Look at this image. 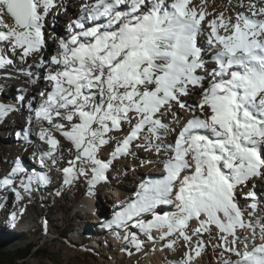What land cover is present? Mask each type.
Masks as SVG:
<instances>
[{"label":"snow or ice","instance_id":"obj_1","mask_svg":"<svg viewBox=\"0 0 264 264\" xmlns=\"http://www.w3.org/2000/svg\"><path fill=\"white\" fill-rule=\"evenodd\" d=\"M70 11L0 0V74L44 82L0 101V122L24 111L16 135L43 169L17 156L0 174L19 204L12 226L41 187L91 196L131 157L159 172L103 225L120 252L264 264V0H79L54 35Z\"/></svg>","mask_w":264,"mask_h":264},{"label":"rangeland","instance_id":"obj_2","mask_svg":"<svg viewBox=\"0 0 264 264\" xmlns=\"http://www.w3.org/2000/svg\"><path fill=\"white\" fill-rule=\"evenodd\" d=\"M227 0H215L218 6L225 5ZM57 20V19H56ZM10 95L5 91L0 93V101L10 103ZM17 118L14 120L16 121ZM19 132V131H18ZM17 133V132H16ZM15 134H9L7 126L0 125V174L6 172L15 157L20 156L23 162L31 170L43 171L39 165L31 159V149L25 152V142ZM34 139V138H33ZM148 155L142 150L138 153L140 158ZM135 168V171L132 169ZM153 170H156L153 167ZM141 168L136 167V161L131 157L127 160L116 162L113 171L110 173L108 183L97 186L93 195L87 194L86 186L81 184L78 188L66 190L60 197L55 196L59 181L48 187H41L27 205V211L21 221L13 227L10 223L11 213L17 211L19 204L15 201L14 195L10 192L0 191V239L6 243L5 252L11 254L23 249L29 244H36V249H46L51 256L32 255L26 260H19L11 264H143L151 251L128 257L120 252V242L115 246L109 234L112 230L103 229L97 232V224H91L92 218L98 211L105 214L102 218L112 219L113 210L108 206L112 198L117 205L130 197L138 189L140 180L138 176ZM150 171V170H149ZM129 186L130 189L125 187ZM136 187V188H135ZM126 190V191H125ZM115 195V196H114ZM84 198H91L99 207L92 209L93 214L84 212L79 207ZM116 205V207H117ZM115 207V208H116ZM100 208V210H99ZM96 211V212H95ZM107 218V219H106ZM45 221L47 222V233H45ZM102 222V221H101ZM103 225L105 222H102ZM25 226L24 231L20 227ZM67 231L66 237L61 232ZM135 231V230H133ZM96 244L95 249L90 248ZM1 258L3 256L0 255Z\"/></svg>","mask_w":264,"mask_h":264},{"label":"bare ground","instance_id":"obj_3","mask_svg":"<svg viewBox=\"0 0 264 264\" xmlns=\"http://www.w3.org/2000/svg\"><path fill=\"white\" fill-rule=\"evenodd\" d=\"M65 3L68 4L71 11L68 14L62 13V14H60V16L58 18H55L51 21L53 27L55 28V32L53 33L54 35L59 34L65 30V28H64L65 22L68 19V16H70L73 11L77 10L79 0H65ZM49 31L51 32L52 29L49 28ZM53 46H54L53 42L49 41V48L45 49V55L46 56L49 54V51L51 50V48ZM24 80H25V78L22 76H18V77L13 78V79H7V78H4L2 74H0V93L5 91L7 94L10 95L13 92L14 95L9 98V102L15 103V98H17V97H19V95H21V90H26V93L28 95H35L39 89L44 87V82L42 80L36 84H26L24 82ZM16 118H17V120L14 121ZM24 119H25V113L23 110H21V112L10 115L5 121L0 122V125L7 126L9 134L11 133L13 135L16 132L21 130V125H23ZM153 169L154 168L142 169V171H140V174H144V176H138L140 178V180H138L137 182L140 183L142 177H145L146 175H148L150 173L151 174H157L159 172L158 168H156V170H153ZM260 187H264V185H261ZM125 188L127 190L130 189L129 186H126ZM109 200H110L109 201L110 204H108V206H110V208L112 207V210L114 209L113 213L115 211H119L120 205H117L118 203L117 204L114 203L115 201L112 198H110ZM116 205H117V207H116ZM79 207L82 208V210L84 212H87L88 214L89 213L92 214V213H94V212H92V209L96 210L97 207H99V204L95 203L91 198H84L81 201ZM95 207H96V209H95ZM99 210H100V208H99ZM97 213L103 215V214H105V210L103 209V212L98 211ZM97 217H98V214L94 215L92 218H95V219L91 220L90 223L91 224H97L98 229L96 231L97 232L99 231L101 233V230L104 228L102 222L105 220V218H102V217L97 218ZM105 221L107 222L109 220H105ZM25 228H26L25 226H21L20 231H24ZM103 230L106 231V229H103ZM106 232H108V234H109V231H106ZM109 236H110L112 242L114 243V245L116 246L118 244V240L115 238L114 234L111 233V234H109ZM96 247H97V245L93 244V245H91L90 248L95 249ZM143 264H166L164 254L150 252L149 256L147 258V262L143 263Z\"/></svg>","mask_w":264,"mask_h":264},{"label":"trees","instance_id":"obj_4","mask_svg":"<svg viewBox=\"0 0 264 264\" xmlns=\"http://www.w3.org/2000/svg\"><path fill=\"white\" fill-rule=\"evenodd\" d=\"M61 235L66 237L67 231L63 230L61 232ZM5 245L1 239H0V255L3 256V258L0 257V264H11L16 263L19 260H26L32 255H42V256H51V254L46 249H38L35 250L36 244H29L23 249H19L15 251L14 253H7L5 252Z\"/></svg>","mask_w":264,"mask_h":264}]
</instances>
